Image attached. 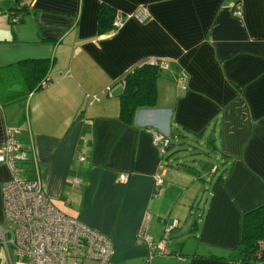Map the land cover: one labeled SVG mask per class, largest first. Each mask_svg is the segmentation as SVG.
Returning a JSON list of instances; mask_svg holds the SVG:
<instances>
[{"label":"crops","instance_id":"obj_1","mask_svg":"<svg viewBox=\"0 0 264 264\" xmlns=\"http://www.w3.org/2000/svg\"><path fill=\"white\" fill-rule=\"evenodd\" d=\"M139 4L146 20L105 28V8ZM25 57L48 59L49 80L21 97L22 77L8 64ZM147 57L166 63L157 65L154 103L124 122L110 96ZM3 72L17 95L0 86V143L6 127H20L43 191L111 240V264H238L241 218L264 204V0H0ZM151 129L220 158L198 170L194 157L170 156L173 143L159 155ZM203 171L212 186L198 218L191 206ZM7 176L0 163V184ZM0 264H10L2 250Z\"/></svg>","mask_w":264,"mask_h":264},{"label":"built area","instance_id":"obj_2","mask_svg":"<svg viewBox=\"0 0 264 264\" xmlns=\"http://www.w3.org/2000/svg\"><path fill=\"white\" fill-rule=\"evenodd\" d=\"M22 1V0H19ZM233 14L241 13V5L236 2ZM133 17L139 21L148 18L149 12L144 4L137 5L132 11L121 13L115 10L111 25L117 27L124 17ZM18 15L13 16L16 21ZM147 62L164 67L166 63L154 57L144 59ZM183 80L179 77V81ZM109 88H106V93ZM151 142L159 155L166 151L169 144L167 132L154 129ZM0 143V163L6 165L8 176L0 184V199L4 223L0 224V250L6 254L10 264H80L82 259H93L96 264H111L110 257L114 251L111 240L98 230L83 223L78 218L64 213L45 194L35 166L31 139L21 140L16 134L18 128H6ZM83 159L82 153L77 154ZM28 162L31 165H28ZM126 173H120L124 180ZM72 182H79L74 177ZM161 177L154 176L155 185ZM148 216L142 220L146 223ZM170 224L167 225V228ZM145 225H141L144 229ZM161 251L165 252L163 246ZM256 255H264V238L256 242ZM142 264H148L144 261Z\"/></svg>","mask_w":264,"mask_h":264},{"label":"trees","instance_id":"obj_3","mask_svg":"<svg viewBox=\"0 0 264 264\" xmlns=\"http://www.w3.org/2000/svg\"><path fill=\"white\" fill-rule=\"evenodd\" d=\"M23 1L17 0L18 3ZM103 12L108 14L107 18L110 22V25H106L105 28H113L111 21L115 10L109 11V9L105 8ZM8 14L9 20L14 21L13 16L15 13L9 12ZM8 65L17 67L23 80L18 96L24 97L27 93L40 88L49 80V76L47 75L49 61L46 58L25 57ZM5 74L6 72L2 73L0 86L7 89L10 93V98H15L17 94L11 92V89H9L10 82L8 83V77ZM157 74L158 66L144 59L137 61L124 72L122 88L117 94L118 116L121 120L124 122L131 121L137 107L150 106L154 103L156 95L155 78ZM18 129L21 130L20 128ZM170 143L172 144L173 142L169 141ZM262 237H264V204L246 212L241 218L239 244L243 255L238 259V264H251L253 261L263 258L262 255L255 254L256 242Z\"/></svg>","mask_w":264,"mask_h":264},{"label":"rangeland","instance_id":"obj_4","mask_svg":"<svg viewBox=\"0 0 264 264\" xmlns=\"http://www.w3.org/2000/svg\"><path fill=\"white\" fill-rule=\"evenodd\" d=\"M113 94L110 97L116 98V94L114 91H112ZM111 95V94H110ZM26 115V112H25ZM9 128V127H6ZM5 128V129H6ZM14 128V127H11ZM15 128H20L19 126L15 127ZM21 130H19V133L16 134L18 137H21ZM28 138V136H27ZM26 138V139H27ZM171 147H175L178 148L176 150H172V148H169V150L171 151V155L173 158H177V159H183V161L187 162L189 160V158L194 157V162H192V165L199 170L200 168V164L198 161L202 160V162L209 160V161H215L217 162V160H219V155L215 152L212 151L210 149H205L203 144L196 143L193 140H189V139H184V141H178V139H173V145ZM182 147V148H180ZM168 150V151H169ZM206 151V152H205ZM183 153V154H182ZM80 160V159H79ZM82 160V159H81ZM28 165H31L30 162H28ZM205 170V169H204ZM202 179L201 181H199V188L198 189V194L195 197L196 199L194 200V203L191 206V210L192 211H198L196 212V214L194 215L195 217H202V215L200 214V211H202L204 209L205 206V202L206 200H209L210 198V190H211V183H212V176L211 178H207L205 171L202 172ZM213 183H215L213 181ZM177 236V235H175ZM173 234L170 235L169 239H173ZM15 264H23L22 262H16ZM80 264H96V261L93 259H82L80 261ZM251 264H264V257L258 260L253 261Z\"/></svg>","mask_w":264,"mask_h":264}]
</instances>
